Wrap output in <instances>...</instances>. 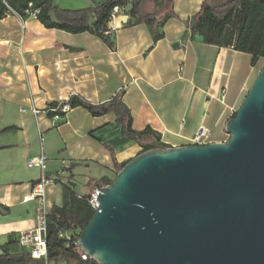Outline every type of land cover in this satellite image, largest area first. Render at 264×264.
Listing matches in <instances>:
<instances>
[{
  "label": "crops",
  "instance_id": "crops-1",
  "mask_svg": "<svg viewBox=\"0 0 264 264\" xmlns=\"http://www.w3.org/2000/svg\"><path fill=\"white\" fill-rule=\"evenodd\" d=\"M101 1L87 0L75 7L89 8ZM206 1L163 0L158 8L146 1L145 13L172 11L176 16L160 27L163 37L157 41L144 24L127 25L130 1L115 8L106 24L113 49L89 33L46 29L35 12H27L25 18L9 12L0 19V254L9 242L10 252H21L19 233L36 224L34 203L22 199L40 171L27 168V161L41 152L48 158L46 175L54 180L46 193L51 210L61 206V183L70 173L73 179L82 169L90 173L86 194L74 187L80 197L93 190H88L89 180L110 178L114 169L108 147L118 164L141 150L131 141L118 143L112 114L92 117L77 107L58 119L50 114L35 121L31 107L44 109L71 96L101 104L120 94L131 128L151 129L166 147L192 145L201 127L209 132L207 144L225 142L224 125L264 59L252 65V56L233 45L206 44L192 23L203 6L209 7ZM38 129L44 138L40 148Z\"/></svg>",
  "mask_w": 264,
  "mask_h": 264
},
{
  "label": "water",
  "instance_id": "water-1",
  "mask_svg": "<svg viewBox=\"0 0 264 264\" xmlns=\"http://www.w3.org/2000/svg\"><path fill=\"white\" fill-rule=\"evenodd\" d=\"M224 131L226 142L128 160L77 238L88 261L264 264V66Z\"/></svg>",
  "mask_w": 264,
  "mask_h": 264
},
{
  "label": "trees",
  "instance_id": "trees-1",
  "mask_svg": "<svg viewBox=\"0 0 264 264\" xmlns=\"http://www.w3.org/2000/svg\"><path fill=\"white\" fill-rule=\"evenodd\" d=\"M130 1L127 25L144 24L155 41L163 36L158 32L167 20L176 18L172 11L163 15L145 13L143 5L148 0H104L92 7L77 10L62 9L53 0H0V19L9 12L25 18L27 12H35L37 21L46 29L61 30L70 34L89 33L99 38L109 49L114 48L113 38L106 34V24L115 8H121ZM163 0H152L154 8L160 7ZM92 18V22H90ZM200 36L206 44L216 46L233 45L238 52L252 56L251 64L264 59V0H234L219 8L203 6L192 19ZM70 109L83 108L92 117L112 114L118 129V143L131 141L141 150L139 153L155 147H166L159 143V135L149 128L136 132L131 128V116L118 94L111 100L101 104H90L83 98L71 96L66 102ZM48 107H56L51 104ZM50 115V114H49ZM63 115V114H60ZM235 113L232 114L233 117ZM100 141L99 139H97ZM113 169L116 173L126 164H118L113 148L108 147ZM107 177L89 180L87 187L91 191L95 187H103L111 183ZM62 204L53 206L48 215L46 232V262H62L66 264H95L81 261L72 243L69 247L63 239L58 238L59 231H73L74 241L88 223L94 211L88 204L87 196L80 197L67 186L62 187ZM2 247L0 264H45L44 260H34L24 250L10 252L8 246Z\"/></svg>",
  "mask_w": 264,
  "mask_h": 264
},
{
  "label": "built area",
  "instance_id": "built-area-1",
  "mask_svg": "<svg viewBox=\"0 0 264 264\" xmlns=\"http://www.w3.org/2000/svg\"><path fill=\"white\" fill-rule=\"evenodd\" d=\"M70 107L65 103L57 104L56 107H45L44 109H37L31 107V113L37 121L39 116H46L52 114L53 119H58L60 114L69 112ZM38 136L40 145H42L44 138L38 129ZM209 132L207 129L201 127L197 130L194 137L191 140L192 145H205L208 139ZM46 162L45 155L41 152L38 157L32 158L26 162V167L29 169H38L40 171V178L35 183L31 184L29 193L22 199L23 203L33 202L36 213V224L35 227L22 231L18 235V244L25 250L28 255L34 260H44L45 264L47 257V243H46V232L48 225V215L50 209L47 208V187L54 183V180L46 175ZM102 187H95L91 193L87 196L89 206L93 211H96L98 207L97 197L100 194ZM58 238L63 239L66 242V246L75 247L78 252L81 261H88V258L83 254L77 245V241H74L75 234L73 231H59Z\"/></svg>",
  "mask_w": 264,
  "mask_h": 264
},
{
  "label": "rangeland",
  "instance_id": "rangeland-1",
  "mask_svg": "<svg viewBox=\"0 0 264 264\" xmlns=\"http://www.w3.org/2000/svg\"><path fill=\"white\" fill-rule=\"evenodd\" d=\"M87 0H53L54 4L57 5L58 7L62 8L60 5H64V6H67V7H64L62 9H67V10H77V9H85V8H76L75 6H77L78 4H83V3H86ZM104 1V0H103ZM101 1V3L103 2ZM110 22V21H109ZM261 68L264 66V61H262L261 63H259V66ZM250 88V86H249ZM249 88H247V91L244 92V95L240 98V100L238 101L237 105L234 107L235 111L233 113L236 112V110L238 109V107L241 105L243 99L245 98ZM232 113V114H233ZM33 127L35 129V122L33 121ZM37 147L40 148V142H39V138L37 137ZM223 139H225V142L229 139V136L226 135V136H223ZM44 147L46 146L45 144H43ZM46 159H47V162H46V167H47V170L46 172H48L49 170V161H48V158L47 156H45ZM59 163V162H58ZM61 170V166L59 167L58 165V171ZM64 170H66L64 168ZM89 172L85 171V170H80V171H77L76 173V176H75V179H73L74 175L73 174H69L68 175V181H66L65 183H61V190H62V187H68L70 190H72L73 192H75L74 190V187L77 191H80L82 194H86V187H85V183H86V180L87 178L89 177ZM116 175V171L115 170H112L111 171V174H110V180H113L114 177ZM70 181H74V183H71ZM76 193V192H75ZM77 194V193H76ZM83 197V196H82ZM48 264H66L64 261L62 262H58V263H55V262H48Z\"/></svg>",
  "mask_w": 264,
  "mask_h": 264
}]
</instances>
